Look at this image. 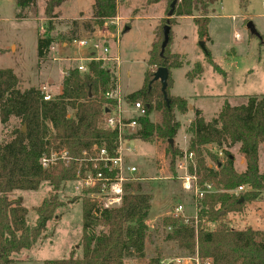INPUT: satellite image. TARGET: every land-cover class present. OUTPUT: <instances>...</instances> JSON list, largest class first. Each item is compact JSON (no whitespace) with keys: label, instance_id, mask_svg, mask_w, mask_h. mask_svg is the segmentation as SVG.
<instances>
[{"label":"trees","instance_id":"16d2710c","mask_svg":"<svg viewBox=\"0 0 264 264\" xmlns=\"http://www.w3.org/2000/svg\"><path fill=\"white\" fill-rule=\"evenodd\" d=\"M34 1L16 0L20 11L16 18H20L19 14ZM66 1L45 0L47 31L51 29L52 21L59 18L58 9ZM145 1L148 5L158 2ZM201 3L202 0H178L172 15L160 19L146 60L142 86L125 96L127 104L141 102L146 108V114L138 119L131 138L144 143H162L173 173L175 160L183 153L169 143L180 129L175 113L185 114L189 104L187 100L169 94L170 69L182 66L180 55L170 51V33L177 18L192 17L198 39H209V17ZM198 8L201 15L194 17L193 12ZM116 15V0H94L88 21L90 28L85 30L101 29L106 20ZM78 20H68L69 27L58 37L62 42L78 39ZM166 24L170 26L169 41L161 52L162 28ZM56 39L46 33L36 34L38 64L48 59ZM205 58L213 71L225 76L207 49ZM84 65V72L76 66L66 69L60 93L49 100H43L39 88L20 90L12 69L0 68V131L11 119H16L19 124L0 141V264H12L14 254L31 249L43 237L47 224L56 219L53 218L55 210L63 206L55 194L64 184L75 180L83 151L90 152L95 146L104 148L109 156L115 155L118 134L104 127V110L112 112L116 105L115 100L105 97L116 88L115 68L94 61ZM160 67L168 70L166 97L160 90L159 81L153 80L154 71ZM202 73V66L195 63L185 77L192 82ZM153 111L158 114L156 122L149 120ZM193 114L185 129L189 136L187 152L195 156L199 182L212 184L215 192L204 195L199 201L196 228L194 218L163 217L160 226L167 231L165 240L174 242L184 252L193 253L197 248L199 257L210 259L211 264H264V231L233 229L225 218L229 213H240L246 203L258 200L264 194V168H259V150L264 144V95L245 96L242 103L234 106L225 101L217 116L209 122L204 120L200 110L193 109ZM234 145L239 146L238 153L244 159L243 172L236 171L234 158L227 150ZM213 149H220L223 157L219 158ZM60 150L67 153L69 160H59L56 166L42 169L41 158ZM44 182L51 187V193L33 209L36 218L28 225L27 209L19 197L10 198V195L14 191H36ZM238 186H244L246 190L235 196L231 191ZM97 192V187H89L78 196L81 200V255L70 253L67 258L45 260L42 264H124L128 257L144 259L146 221L153 196L151 188L144 190L143 183L138 181L125 182L120 205L110 209L101 207L94 197ZM203 220L213 223L214 227L207 229ZM159 260L156 256L146 264H159Z\"/></svg>","mask_w":264,"mask_h":264},{"label":"rangeland","instance_id":"374dc122","mask_svg":"<svg viewBox=\"0 0 264 264\" xmlns=\"http://www.w3.org/2000/svg\"><path fill=\"white\" fill-rule=\"evenodd\" d=\"M93 1H66L61 6V11L58 10L59 19L53 20L51 29L47 31V19L44 15L45 0H35L19 14L20 18H16L20 12L16 0H0V47L3 48H0V68L12 69L18 78L20 90L34 87L51 97L57 94L64 71L78 64V61L74 60V57H77V48L68 43L65 51L60 53L54 45L50 55L60 61L47 59L38 64L36 34L46 33L54 39L58 38L70 23L60 18L75 17L78 11H86L90 6L92 7ZM169 2V0H158L148 5L145 0H117V16L120 18L117 35L115 25L111 24L100 30L92 27V31H86V27L90 28L88 21L91 13H82L80 15L82 17H79L81 31L78 38L99 39L104 36L107 44L109 43L110 53L117 54L121 59L117 73L115 67L114 71L122 97L139 90L142 86L148 53L156 38V27L160 17H167ZM199 8L193 12L194 17L201 15ZM201 8L207 11L209 17L207 26L209 39L205 38L201 41L204 42L205 48H208L214 64L225 73V76L213 71L211 65L206 62L192 17H179L176 19L177 24L171 28L170 48L180 55L182 66L170 69L172 86L169 94L188 100L190 111L194 107L199 109L204 120L209 122L217 116L225 101L234 106L242 103L245 96L264 95V0H202ZM248 21L253 23L259 37L248 32L246 28ZM235 34L239 39H236ZM55 42L59 45L62 41L58 38ZM195 63L202 66L203 73L198 79L190 82L185 74ZM127 105V109L130 110L129 104ZM187 116L175 113L180 129L173 144L182 151H186L188 147L189 136L185 133V129L190 122ZM157 119L158 114L151 112L149 120L156 122ZM14 127H19L16 119H11L7 125L1 126L0 141ZM128 145L134 148L136 153L127 160L128 164L137 167L141 174L145 173L152 177L150 169L155 171V176L159 174L158 171L163 165H168L164 153L165 146L162 143L131 140ZM227 150L234 157L235 169L240 170L238 163L240 154L237 146L234 145ZM141 183L144 190L151 188L153 195L146 221L148 233L144 249L145 257L143 260L128 257L124 260V264H146L147 260L156 256L163 260L188 254L179 249L174 242L165 240L167 231L160 226V223L163 215H171L177 204L185 207V214L193 216L194 209L189 194L181 189L180 183L175 179ZM84 189L73 180L57 190L55 195L63 206L55 210L53 218L56 219L47 224L43 237L39 238L31 249L14 254L13 260L18 256L23 260L20 264H42L45 260L67 258L70 253L79 257L81 200L78 196ZM50 193L51 187L44 182L36 191H14L10 198L21 199L22 205L28 211L26 224L32 225L36 218L33 209ZM225 218L233 229L264 230V194L258 200L246 203L240 213H229Z\"/></svg>","mask_w":264,"mask_h":264},{"label":"built area","instance_id":"2783aa9c","mask_svg":"<svg viewBox=\"0 0 264 264\" xmlns=\"http://www.w3.org/2000/svg\"><path fill=\"white\" fill-rule=\"evenodd\" d=\"M120 18L116 15L114 18L106 20L103 28H107V24L115 25V33L119 34ZM100 30V29H98ZM116 39V37H115ZM78 51L86 52L85 57L77 59V69L80 72L85 71V63L88 61L101 62L102 65H112L117 68L120 65V58L117 54L110 53L109 43L103 37L95 39L93 37H83L75 39L71 42ZM105 97L116 101L114 111H109L104 119V127L116 131L118 134L117 147L114 156H109L104 148H92L90 152L83 151L81 159L76 171L75 182L82 188L97 187L98 192L95 198L104 209L118 207L121 203L122 186L125 182H148L161 179H175L180 183L181 189L187 192L191 199L194 209V215L187 216L184 214V206L177 204L171 213L172 217L194 218V226L196 228L197 205L204 195L215 192L212 184L204 182L200 183L196 173V159L192 152L183 151L182 155L177 157L174 163V173L166 165L158 171L150 169L152 177L141 174L137 167L128 164V159L135 153L128 143L134 136L138 119L145 116L146 108L141 102H134L128 105L125 97H122L116 88L105 94ZM51 96L43 93V100H49ZM219 158L223 157V152L214 149ZM68 161L69 157L64 150L52 151L48 155H44L40 164L42 169H49L57 165L58 161ZM244 186H238L231 193L238 196L244 191ZM203 226L211 229L214 225L209 221H202ZM169 230V229H167ZM210 259H202L198 255L197 248L193 253L184 254L182 256L173 257L171 259H163L159 264H211Z\"/></svg>","mask_w":264,"mask_h":264},{"label":"crops","instance_id":"0c3cea01","mask_svg":"<svg viewBox=\"0 0 264 264\" xmlns=\"http://www.w3.org/2000/svg\"><path fill=\"white\" fill-rule=\"evenodd\" d=\"M116 2H117V0H116ZM61 8V7H60ZM58 9L59 11H61V9ZM117 12H118V3H117ZM85 14V13H91V6H90V8H88L86 11H78V13H77V17L75 16V17H61L60 19H64V20H72V19H79V17H82V16H80L81 14ZM161 18H163V17H160L159 18V20L161 19ZM180 18H182V17H180ZM59 19V18H58ZM192 22V21H191ZM193 23V22H192ZM80 25V24H79ZM80 27V26H79ZM126 30L128 29V28H125ZM81 30L79 29V32H80ZM235 37H236V39H239V37H238V35L237 34H235ZM238 37V38H237ZM54 45H56L55 47H56V50L58 51V52H60V53H62V52H64L65 51V49L67 48V46H68V43H64V42H61L59 45L58 44H56V42L52 45V47L50 48V50H49V54H48V59H52V61H60L59 59H57L56 57L55 58H53V57H51V50L53 49V46ZM71 45H73L72 43H71ZM1 49H3L2 47H0ZM171 49V48H170ZM207 50H208V48H207ZM78 51V50H77ZM171 53H175L172 49H171ZM175 54H178V53H175ZM87 55V53L86 52H83V51H78L77 52V57H74L75 59L74 60H77V59H79V58H81V57H85ZM120 65H121V59H120ZM119 65V66H120ZM118 66V67H119ZM117 67V68H118ZM116 68V73H117V71H118V69ZM196 80V79H195ZM194 80V81H195ZM172 86V85H171ZM60 90H61V86L59 87V91L57 92V94L58 93H60ZM116 91L117 92H119V89H118V78H117V82H116ZM121 95V94H120ZM172 96V95H171ZM177 97V96H176ZM182 98V97H181ZM184 99V98H183ZM186 100V99H185ZM187 102H188V100H187ZM189 104V103H188ZM191 107V106H190ZM194 109H195V107H194ZM196 110H199V109H196ZM186 113H188V114H186ZM185 114H183L182 116H184V115H188L187 117H188V119H189V122L193 119V116H194V114H193V110L192 111H190V109L188 108V111L186 112ZM202 114V113H201ZM137 141H139V140H137ZM141 142V141H140ZM235 146H237V149H238V145H235ZM134 151H135V149H134ZM134 154H136V153H134ZM133 154V155H134ZM132 156V155H131ZM131 158V157H130ZM234 158V157H233ZM236 161V160H235ZM238 163H239V165H240V170H236V171H238V172H243L244 171V169H245V162H244V159H243V157L241 156V155H239V158H238ZM259 168H260V170H262L263 168H264V144L260 147V150H259ZM155 196H158V195H155ZM152 201H153V198H152ZM152 201H151V205H150V209H151V206H152ZM184 209H185V207H184ZM185 214V213H184ZM185 215H187V214H185ZM187 216H190V215H187ZM163 217H165V215H163ZM152 219H157V218H152ZM258 231H264V230H262V229H260V230H258ZM22 251H25V250H22ZM21 252V251H20ZM20 252H19V254H20ZM22 261L23 260H21V258H19L18 256H16L15 257V259H14V261H13V263L12 264H20V263H22Z\"/></svg>","mask_w":264,"mask_h":264},{"label":"water","instance_id":"95a60500","mask_svg":"<svg viewBox=\"0 0 264 264\" xmlns=\"http://www.w3.org/2000/svg\"><path fill=\"white\" fill-rule=\"evenodd\" d=\"M178 0H170V4H169V11L167 13V15L170 17L173 13V10L175 8V4L177 3ZM246 28L248 30V32L256 37H259V34L257 32V30L255 29V26L253 25V23L251 21H248L246 24ZM169 33H170V26L169 25H164L162 28V34H163V39L161 42V52H163L164 48L166 47V45L168 44L169 41ZM199 45L201 47V49L203 50V52H206V48L204 46V42L200 41ZM167 78H168V70L164 67H160L157 68L154 73H153V80L155 81H159L161 87L160 90L163 94L164 97H166V87H167ZM188 108L190 109V106H188ZM109 112L108 109L104 110V113L107 114ZM24 130V129H23ZM170 144H173V140H169Z\"/></svg>","mask_w":264,"mask_h":264}]
</instances>
